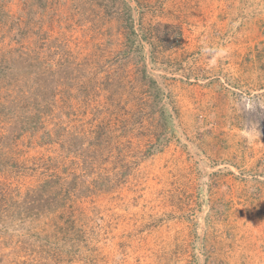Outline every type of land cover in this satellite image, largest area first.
<instances>
[{"label": "rangeland", "instance_id": "1", "mask_svg": "<svg viewBox=\"0 0 264 264\" xmlns=\"http://www.w3.org/2000/svg\"><path fill=\"white\" fill-rule=\"evenodd\" d=\"M0 264H264V0H0Z\"/></svg>", "mask_w": 264, "mask_h": 264}, {"label": "trees", "instance_id": "2", "mask_svg": "<svg viewBox=\"0 0 264 264\" xmlns=\"http://www.w3.org/2000/svg\"><path fill=\"white\" fill-rule=\"evenodd\" d=\"M125 6H126V10H127L128 12H131V7H130L129 5H127V4H125ZM130 21H131V29L134 30V29H133V23H132V16H131V15H130ZM133 32H134V31H133ZM168 118H169V120H171L170 115L168 116Z\"/></svg>", "mask_w": 264, "mask_h": 264}]
</instances>
